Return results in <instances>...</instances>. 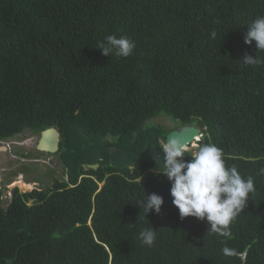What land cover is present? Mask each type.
<instances>
[{"label":"trees","instance_id":"1","mask_svg":"<svg viewBox=\"0 0 264 264\" xmlns=\"http://www.w3.org/2000/svg\"><path fill=\"white\" fill-rule=\"evenodd\" d=\"M258 16L264 0H0V140L56 126L66 175L15 188L6 206L0 189V264H264V64L242 62L256 55L244 36ZM113 33L135 41L133 55L102 53ZM160 114L199 126L198 147L215 143L254 177L226 230L180 218L160 172ZM122 147L137 152L132 166L110 163ZM147 192L163 197L159 213L137 204ZM150 227L151 247L139 238Z\"/></svg>","mask_w":264,"mask_h":264},{"label":"clouds","instance_id":"2","mask_svg":"<svg viewBox=\"0 0 264 264\" xmlns=\"http://www.w3.org/2000/svg\"><path fill=\"white\" fill-rule=\"evenodd\" d=\"M248 25L244 43L251 45L255 41L257 52L255 56L245 54L242 62L245 65H262L264 64V56H259L257 53L264 52V16L256 17ZM216 36V31H212L211 37L215 39ZM97 47L102 50L105 56L129 57L134 54L136 43L127 35L113 33L107 35L103 41L99 42ZM197 127L200 131L199 135L190 143L196 144L198 147L202 132L200 127ZM186 130L185 127L181 131ZM12 138L0 140V145H5L8 150V148L22 144V142ZM188 141V139H185V135L169 134L166 139L161 138L158 144L163 153L164 161V170L160 172L171 182L170 195L173 198L172 203L178 208L181 219L188 216L199 220L206 219L210 224V231L226 230L245 209L249 194L256 191L254 177L248 176L245 178L239 172L237 166H228L223 149L215 143H204L198 147V150L191 152ZM186 154L191 156L190 160L184 159ZM20 174L22 175V173L17 175ZM257 175L264 176V166L259 168ZM15 188H13L14 193ZM0 189L2 192V188ZM33 189L40 188L36 187L34 183ZM7 193L9 192L7 191ZM4 195L5 193L2 192V201L5 199ZM13 195L11 190L7 204ZM163 203L164 199L161 195L155 192H147L146 198L137 204L146 216L150 211L159 213ZM224 234L227 235L228 233L225 231ZM139 238L142 245L151 247L157 239V231L154 227L144 229L139 233ZM224 252L225 254H232L227 248L224 249Z\"/></svg>","mask_w":264,"mask_h":264},{"label":"rangeland","instance_id":"3","mask_svg":"<svg viewBox=\"0 0 264 264\" xmlns=\"http://www.w3.org/2000/svg\"><path fill=\"white\" fill-rule=\"evenodd\" d=\"M152 121L163 124L170 130L175 126H179L164 114L154 117ZM37 138L38 135L36 133L23 132L12 138L22 142V146L19 145L8 148L6 151H0V188L5 193V199L2 201L3 205L7 204L11 190L15 187L19 192L31 191L35 183L36 187L44 189L53 184L54 178L61 180L66 177L64 175V167L57 154H47L35 149ZM189 146L191 152L198 150L196 144L190 143ZM18 173H22L24 180L31 183L30 189L22 190L18 186L9 187L10 182L18 176Z\"/></svg>","mask_w":264,"mask_h":264},{"label":"water","instance_id":"4","mask_svg":"<svg viewBox=\"0 0 264 264\" xmlns=\"http://www.w3.org/2000/svg\"><path fill=\"white\" fill-rule=\"evenodd\" d=\"M186 131H181L185 129ZM199 128L195 125H183L180 128H173L167 132L165 139L169 134L171 135H180L184 136L185 139H188V143H190L197 135H199ZM59 141H60V131L56 126H50L45 129H42L39 134L35 144V148L37 151L45 152V153H55L59 149ZM6 151L7 147L5 145H0V151ZM137 158V152L133 149L128 148H118L112 151L110 157V163L116 167H124V166H132ZM96 168L98 164L91 165ZM12 194L14 191L12 190ZM33 202L32 199L29 200V204Z\"/></svg>","mask_w":264,"mask_h":264},{"label":"bare ground","instance_id":"5","mask_svg":"<svg viewBox=\"0 0 264 264\" xmlns=\"http://www.w3.org/2000/svg\"><path fill=\"white\" fill-rule=\"evenodd\" d=\"M12 186H18L22 190H28L31 188V183L25 181L23 175L20 174L18 177H16L10 182L9 187Z\"/></svg>","mask_w":264,"mask_h":264},{"label":"flooded vegetation","instance_id":"6","mask_svg":"<svg viewBox=\"0 0 264 264\" xmlns=\"http://www.w3.org/2000/svg\"><path fill=\"white\" fill-rule=\"evenodd\" d=\"M30 156V155H29ZM29 158H31V157H29Z\"/></svg>","mask_w":264,"mask_h":264}]
</instances>
